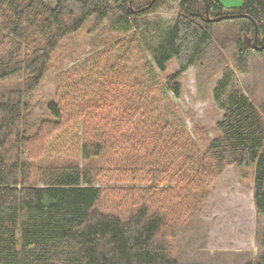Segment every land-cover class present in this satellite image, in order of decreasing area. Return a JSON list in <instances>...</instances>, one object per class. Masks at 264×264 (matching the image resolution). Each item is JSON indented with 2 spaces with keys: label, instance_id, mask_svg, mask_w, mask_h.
I'll use <instances>...</instances> for the list:
<instances>
[{
  "label": "trees",
  "instance_id": "16d2710c",
  "mask_svg": "<svg viewBox=\"0 0 264 264\" xmlns=\"http://www.w3.org/2000/svg\"><path fill=\"white\" fill-rule=\"evenodd\" d=\"M173 2L174 23H153L149 35L144 18ZM207 8L212 18L238 16L211 21ZM88 21L99 35L109 25L123 35L61 72L38 119L30 99L53 52ZM225 23L238 35L219 49ZM256 24L258 47L248 46L241 34L255 36ZM263 45L264 0H0V82L20 79L0 97V264H210L175 251L228 166L253 165L264 215V111L233 87ZM206 59L222 69L214 98L223 114L211 139L165 112L155 71L177 60L166 86L180 96L181 75ZM102 176L128 184L106 192ZM261 245L258 262L246 264H264V230Z\"/></svg>",
  "mask_w": 264,
  "mask_h": 264
},
{
  "label": "rangeland",
  "instance_id": "374dc122",
  "mask_svg": "<svg viewBox=\"0 0 264 264\" xmlns=\"http://www.w3.org/2000/svg\"><path fill=\"white\" fill-rule=\"evenodd\" d=\"M55 5L57 0H46ZM226 7L237 6L242 0H220ZM177 3L173 2V11L166 7L144 18L152 23L149 35L156 36L158 23L168 26L174 23ZM175 11V12H174ZM108 24V21H106ZM148 25V28H149ZM92 23L88 21L79 31L67 35L53 52L48 63L46 74L30 99L33 116L38 119L47 116V103L56 99L58 75L79 67L86 57L96 50L123 35V32L109 25L112 30L100 33L92 31ZM108 28V26H105ZM215 41L218 48L230 46L238 35L237 27L228 23L219 25ZM241 38L253 45L254 36L243 33ZM251 38V43L248 39ZM207 67L192 66L180 77L182 85L180 96L166 86L172 74L179 70L177 60L170 62L166 72L156 66L160 81L159 98L163 109L170 118H179L186 122L194 132L200 126L208 131L209 139L218 134L217 123L222 117V110L214 98V88L222 77V69L211 71L213 63L206 59ZM233 79V87L242 89L264 111V56L250 53L248 70L237 72ZM19 78L6 79L0 82V97L14 87ZM232 87V88H233ZM196 137V134L194 135ZM113 177V176H112ZM105 191L117 189L123 181L102 176ZM125 185L127 182H123ZM124 185V186H125ZM207 200L196 217L188 220V224L179 231L180 239L176 254L183 261L203 262L210 264H246L252 260L258 262L262 256L261 236L264 230V215L258 213L254 202V167L228 166L213 182Z\"/></svg>",
  "mask_w": 264,
  "mask_h": 264
},
{
  "label": "water",
  "instance_id": "95a60500",
  "mask_svg": "<svg viewBox=\"0 0 264 264\" xmlns=\"http://www.w3.org/2000/svg\"><path fill=\"white\" fill-rule=\"evenodd\" d=\"M155 0H152V3L154 2ZM208 1V0H207ZM129 8H130V10L131 11H135V9L133 8V4H132V2L130 1V3H129ZM206 16L208 17V19L209 20H211V21H219V20H221V19H226V18H234V17H236V16H238V15H235V14H233V15H224V16H220V17H217V18H212L211 17V15H210V11H209V8H207L206 9ZM251 41H252V39L251 38H249L248 39V43H251ZM253 45L255 46V47H258V31H257V24H256V33H255V36H254V40H253ZM264 46V45H263Z\"/></svg>",
  "mask_w": 264,
  "mask_h": 264
}]
</instances>
